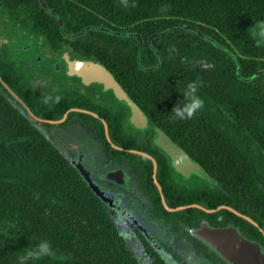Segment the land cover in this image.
Here are the masks:
<instances>
[{
  "label": "trees",
  "instance_id": "obj_1",
  "mask_svg": "<svg viewBox=\"0 0 264 264\" xmlns=\"http://www.w3.org/2000/svg\"><path fill=\"white\" fill-rule=\"evenodd\" d=\"M43 2L47 10L38 0H0V6L51 50L62 47V33H72L76 39L65 42L76 53L99 55L110 48L127 54L117 65H105L112 71L139 70L143 78L134 84L158 85L156 91H142L148 98L138 103L215 178L214 189L204 191L215 200L205 198L201 204L208 209L226 205L264 232V73L256 75L264 70V0H132L128 8L120 0ZM52 12L60 16L63 32ZM175 23L194 26L207 37L169 28ZM128 31L141 36L142 50L124 34ZM164 31L147 44V37ZM123 39L134 41V47ZM7 48L0 47V77L20 96L16 61ZM147 52L155 65L158 56L164 58L154 71L143 70ZM192 81L199 83L205 104L191 119L179 120L171 110ZM20 109L0 82V264H16L17 256L39 239H48L56 256L35 264H138L99 198ZM169 214L182 215L189 227L202 218H213L215 225L209 224L215 227L232 225L264 253L259 228L227 209ZM186 235L193 239L188 230Z\"/></svg>",
  "mask_w": 264,
  "mask_h": 264
},
{
  "label": "flooded vegetation",
  "instance_id": "obj_2",
  "mask_svg": "<svg viewBox=\"0 0 264 264\" xmlns=\"http://www.w3.org/2000/svg\"><path fill=\"white\" fill-rule=\"evenodd\" d=\"M16 25L19 31L15 30L10 40L18 37L30 40L33 51L41 50L45 53L43 62L48 64L50 69L46 70L41 65L32 63L27 56L12 58L16 61L13 65L18 81L15 82L20 87L18 89L21 95L18 96L11 90L23 105L13 98L21 106V113L29 118L39 133L67 159L93 192L78 167H82L88 173L89 179L102 198L93 193L104 205L115 230L122 237V243L136 257L137 263L230 264L211 246L190 233L191 230L198 229L203 221L215 228L209 224L215 225L213 218L208 221L202 218L195 223V227L194 224L189 227L188 220L185 219L183 222L180 219L182 215L172 217L169 214L197 208L192 207L194 205L204 207L201 203L205 198L215 200L214 196L209 199L204 196L205 190L214 189L215 178L205 172L200 163L176 141L175 136L169 134L168 128L160 127L156 119L153 116L149 117L139 105L138 98H148L142 91L148 89L156 91L158 85L134 84L143 78L139 79V70L112 71L105 65L112 62L117 65L121 58L128 56L127 54L112 53L110 48H107L106 53L99 55L76 53L68 47L70 43L65 42L66 39L70 42L76 39L72 33H66L67 36H64L66 39L60 40L61 48L51 50L43 43V38L37 36L38 33H30L22 23L16 22ZM127 33L134 34L129 31L124 32ZM133 37L137 40L140 49L139 39ZM149 37L146 38L147 44L158 36L150 40ZM141 41L140 50L144 46L143 40ZM122 42L125 45L128 42L131 47H134L133 43H135L124 39ZM122 45L124 44H121L117 51L122 50ZM152 48L155 49V46ZM147 53L143 70L154 71L164 58L158 56L155 65L150 58L151 52ZM35 58L36 54L33 60ZM76 60L99 63L107 68L127 97L145 115L148 126L142 129L135 128L130 122V108L123 101L118 100L110 89L96 81L85 83V78L70 71L68 63ZM146 63H150L151 67L147 68ZM156 73L160 72L156 71ZM123 74H127L128 78H124ZM125 80L133 83L125 84ZM57 96L58 101L55 100ZM46 97L52 99L45 102ZM34 117L39 120H35ZM156 129L161 130L165 137L183 149L214 182L204 179L196 172L184 175L176 171L171 157L156 143L159 137ZM198 138L202 140L203 136ZM172 204L177 206L170 207ZM165 205L171 209L178 207L181 209L169 211ZM186 230L193 239L186 235Z\"/></svg>",
  "mask_w": 264,
  "mask_h": 264
},
{
  "label": "water",
  "instance_id": "obj_3",
  "mask_svg": "<svg viewBox=\"0 0 264 264\" xmlns=\"http://www.w3.org/2000/svg\"><path fill=\"white\" fill-rule=\"evenodd\" d=\"M38 1L41 7L47 10V7L45 3L43 2V0H38ZM52 14L55 15L57 19L60 20L59 15L54 14L53 12ZM62 23H63L62 20H60V31L61 32H63ZM172 27H180L184 30L196 32L199 36L203 38L207 37L201 33V30L197 29L194 26L184 25L181 23H175V24H172L169 28H172ZM98 29L107 31L114 35L121 34L119 32L110 31L108 29H104L101 27ZM165 33L166 31L160 34H157V33L153 34L149 37V40L153 37L164 35ZM62 34L64 36H67L65 33H62ZM81 34H83V31L78 33L76 36H80ZM126 35L137 37L140 41V49H141L142 39L138 33H134V34L127 33ZM68 64H69L70 71H73V73L80 75L83 79L85 78V81H86L85 83H88L89 81H96V82L102 83L107 89H110L114 93V95L116 96L118 100L123 101L131 110L130 122L135 128L142 129L148 126L145 115L127 97L122 87L119 85V83L116 81V79L113 77L110 71H108L107 68H105L103 65L99 63H95L91 61H77L76 60V61H71ZM261 73H264V70L256 73V75H259ZM85 75H88V76L85 77ZM243 80L248 81V79H243ZM0 82L4 86V88L7 89L10 92V94L23 105L19 97L7 86V84L1 79V77H0ZM34 119L39 120L36 117H34ZM156 131L159 136L156 143L171 157L172 165L176 169V171L184 175H186V173H189V172H196V173H199L204 179L214 182L213 179H211L205 174V172L202 170L199 164L193 162L189 158V156L183 151V149H181L179 146L174 144L168 137H165L166 135L161 130L156 129ZM78 169L82 177L85 179L87 185L100 198L101 197L100 193L98 192L96 187L92 184L91 180L89 179L88 173L84 169H82V167H78ZM192 207H197L207 213H214L220 209H227L233 212L234 214H236L237 216L244 218L248 222L257 226L264 235V232L259 227V225L255 223L250 217L245 216L226 205L218 206L215 209H207L200 205H194ZM165 208L169 211H175V210L181 209V207L171 209V208H168L166 205H165ZM190 233L200 238L203 242L207 243L209 246H211L223 259H225L230 264H264V253L262 252L261 246L257 242L245 238L243 235H241L238 232L237 228L232 225H229L226 227L213 228V227L208 226L207 223L203 221L201 223V226L198 229L191 230Z\"/></svg>",
  "mask_w": 264,
  "mask_h": 264
},
{
  "label": "clouds",
  "instance_id": "obj_4",
  "mask_svg": "<svg viewBox=\"0 0 264 264\" xmlns=\"http://www.w3.org/2000/svg\"><path fill=\"white\" fill-rule=\"evenodd\" d=\"M121 6L128 8L134 6L132 0H120ZM199 83L192 81L187 83L181 94V99L177 101L172 107L171 113L175 118L179 120L191 119L201 109H203L205 101L199 95ZM52 99V97H46L45 102ZM58 101L59 97H55ZM56 256V251L52 246V243L48 239H39L38 242L26 251L17 256L16 264H35V262L42 260L45 257L53 258Z\"/></svg>",
  "mask_w": 264,
  "mask_h": 264
},
{
  "label": "rangeland",
  "instance_id": "obj_5",
  "mask_svg": "<svg viewBox=\"0 0 264 264\" xmlns=\"http://www.w3.org/2000/svg\"><path fill=\"white\" fill-rule=\"evenodd\" d=\"M15 30L19 31L16 22L11 18L7 10L0 6V47L6 44L8 47L7 50L13 58L17 59L21 56H27L31 59L32 63H37L46 70H49L50 66L43 62L46 56L45 53L41 50L33 51V47H30V40L27 41L25 37H18L15 40H10ZM35 54L36 58L33 60Z\"/></svg>",
  "mask_w": 264,
  "mask_h": 264
}]
</instances>
